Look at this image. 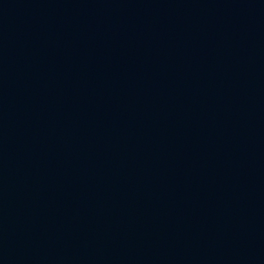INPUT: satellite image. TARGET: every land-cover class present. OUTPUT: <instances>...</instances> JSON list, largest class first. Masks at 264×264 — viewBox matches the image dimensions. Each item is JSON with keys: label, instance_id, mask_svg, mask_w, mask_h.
Wrapping results in <instances>:
<instances>
[{"label": "water", "instance_id": "water-1", "mask_svg": "<svg viewBox=\"0 0 264 264\" xmlns=\"http://www.w3.org/2000/svg\"><path fill=\"white\" fill-rule=\"evenodd\" d=\"M0 264H264V0H0Z\"/></svg>", "mask_w": 264, "mask_h": 264}]
</instances>
